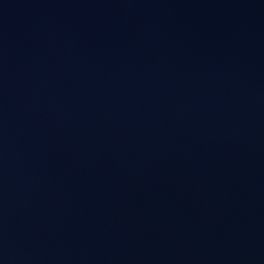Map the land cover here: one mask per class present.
Masks as SVG:
<instances>
[{"label": "water", "instance_id": "water-1", "mask_svg": "<svg viewBox=\"0 0 264 264\" xmlns=\"http://www.w3.org/2000/svg\"><path fill=\"white\" fill-rule=\"evenodd\" d=\"M0 264H264V0H0Z\"/></svg>", "mask_w": 264, "mask_h": 264}]
</instances>
